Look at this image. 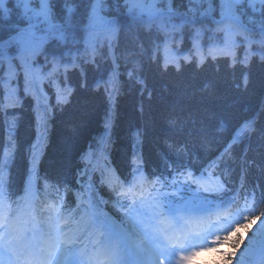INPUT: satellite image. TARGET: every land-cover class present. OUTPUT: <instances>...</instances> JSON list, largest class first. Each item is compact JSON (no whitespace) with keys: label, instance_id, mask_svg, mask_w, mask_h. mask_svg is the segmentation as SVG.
Returning <instances> with one entry per match:
<instances>
[{"label":"snow or ice","instance_id":"snow-or-ice-1","mask_svg":"<svg viewBox=\"0 0 264 264\" xmlns=\"http://www.w3.org/2000/svg\"><path fill=\"white\" fill-rule=\"evenodd\" d=\"M222 61L236 93L231 118L217 117L212 134L201 127L198 144L165 135L151 166L147 128L137 126L121 171L111 152L125 88L139 86L143 118L150 67L219 72ZM254 65L264 69V0H0V264H188L215 250L243 226L239 199L264 204V162L249 155L254 125L264 140ZM81 94L104 97L103 132L81 146L86 110L69 118L53 175L50 125ZM26 106L34 135L22 144ZM255 226L228 264H264V209Z\"/></svg>","mask_w":264,"mask_h":264},{"label":"trees","instance_id":"trees-1","mask_svg":"<svg viewBox=\"0 0 264 264\" xmlns=\"http://www.w3.org/2000/svg\"><path fill=\"white\" fill-rule=\"evenodd\" d=\"M6 7H10V5H6ZM182 47L189 48L190 43L186 40ZM251 71L255 92L259 94L264 91V88L261 87L262 82H264V69L254 65ZM76 79L74 76V82ZM124 79L127 80V77L125 76ZM206 84L211 85V93L205 89ZM148 85L154 90L153 98L149 101L145 95V115L143 118L138 110L141 99L137 91L139 86L126 87L125 94L119 97V120L115 129V144L111 155L114 157V163L120 169L127 160L126 151L129 148V138H131L130 131L137 126L147 128L144 153L146 159L154 160V150L157 146L163 148L162 141L165 135L173 139L177 137L188 138L190 143L198 144L200 135L197 133L201 127L212 134V130L218 126L217 117L231 118L232 112L227 108V105L236 99V93L229 82L223 61L219 72L215 71L211 63L199 70L194 64L188 65L179 74L173 70L167 75L161 74L154 67H150ZM165 86H167V91H165ZM243 102L254 103L255 97H247ZM104 108L105 100L102 95L81 94L65 112L56 115L50 125L48 160H46L44 168L48 169L51 174H55L49 161L56 160L61 156L62 141L66 135L65 122L71 117H80L81 113L86 110L87 114L82 116L83 125L79 143L81 146L87 147L91 137L103 132ZM189 113H192L197 120L195 126L188 120ZM30 115H32L31 111L26 106L18 133L22 144L27 143V137L33 133ZM171 120L176 122L175 125L169 123ZM200 121H203L202 125ZM181 124L184 125L182 133L180 131ZM189 129H192L194 133L192 137H187ZM254 129L256 130L253 132V145L256 154L250 156L254 157L259 164L264 162V148L259 147L260 144H264V140L261 139L259 125H255ZM197 150L201 156L205 155L202 150ZM18 163L22 165V161H18ZM242 241L240 240V243Z\"/></svg>","mask_w":264,"mask_h":264},{"label":"bare ground","instance_id":"bare-ground-1","mask_svg":"<svg viewBox=\"0 0 264 264\" xmlns=\"http://www.w3.org/2000/svg\"><path fill=\"white\" fill-rule=\"evenodd\" d=\"M27 139H29V140H30V139H31V137H30V138H29V137H27Z\"/></svg>","mask_w":264,"mask_h":264}]
</instances>
